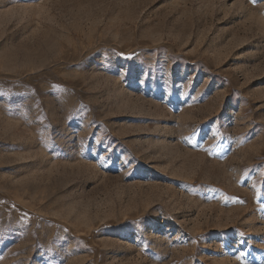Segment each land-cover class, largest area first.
<instances>
[{"label": "rangeland", "instance_id": "1", "mask_svg": "<svg viewBox=\"0 0 264 264\" xmlns=\"http://www.w3.org/2000/svg\"><path fill=\"white\" fill-rule=\"evenodd\" d=\"M0 264H264V0H0Z\"/></svg>", "mask_w": 264, "mask_h": 264}]
</instances>
